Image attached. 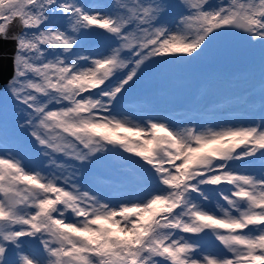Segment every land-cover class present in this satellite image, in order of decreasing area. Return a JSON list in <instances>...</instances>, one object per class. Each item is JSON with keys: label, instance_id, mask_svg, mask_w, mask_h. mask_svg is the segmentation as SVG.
Listing matches in <instances>:
<instances>
[{"label": "snow or ice", "instance_id": "snow-or-ice-1", "mask_svg": "<svg viewBox=\"0 0 264 264\" xmlns=\"http://www.w3.org/2000/svg\"><path fill=\"white\" fill-rule=\"evenodd\" d=\"M0 38V264H264V115L133 95L154 66L264 53V0H0Z\"/></svg>", "mask_w": 264, "mask_h": 264}, {"label": "rangeland", "instance_id": "rangeland-1", "mask_svg": "<svg viewBox=\"0 0 264 264\" xmlns=\"http://www.w3.org/2000/svg\"><path fill=\"white\" fill-rule=\"evenodd\" d=\"M214 1H217L218 3L220 2V0H212V3ZM227 2L228 0H224V3ZM259 59L264 65V54H262ZM221 61L222 60L219 58L209 56L194 61L188 65L172 66L166 69L160 68L159 66L151 67L145 72L141 81L138 82V84L134 87L133 95L142 96L147 100H150L153 98L154 91H156L157 94L162 95V97L159 98L157 105H149L156 110L165 109L163 113L168 114L170 119L175 120V115H177L175 113L177 111L181 109L186 110L187 107H198L200 105L201 102L197 99V96L199 95V91L202 90L200 83H203L206 90V103L212 106L203 110L198 116L192 115L191 112H187L185 114L187 118H185L183 121H191L196 124L204 123L205 126L212 127L251 126L253 121L259 123V116L264 115V102L259 97L261 91L259 90L260 93L253 92V89L256 87H252L254 85H262L264 80H260L258 83L257 81L254 82V78L251 76H247L245 78L244 84H247L249 87L251 83L254 82L253 85L249 88V91L239 90V93L237 94L239 96H237V100H234V96L231 95L233 89L231 86L229 87L228 84L224 83L227 82L225 77L231 76L230 74L223 75L226 69L220 67L222 63ZM254 63H256L255 57L251 61L250 65ZM200 73H204V76L200 77ZM152 74L153 78L145 80L144 82L145 77H148ZM232 74L237 75L238 73L234 71ZM251 74L257 75L258 78L263 79L264 70H252ZM161 85H163V91L159 92L158 90H161ZM214 91L217 92L215 96H217V94L219 95V92L222 93L217 96V98H214L212 94ZM245 94H247V96ZM156 97L159 96L156 95ZM221 100H223L224 103H229L227 106H222L223 109L215 106L217 105V102ZM182 103L183 105L180 107ZM245 103L252 105V107L244 105ZM243 106H245L247 109ZM243 108L245 110L254 109L255 112L247 111L248 117H244L246 114H243L244 116L239 115V117L238 114H230L235 109L239 111L244 110ZM219 116L222 118L217 122V118ZM3 117L4 106L0 108V120H2ZM8 119L9 121L12 119L10 111L8 112ZM180 121L182 120L177 122ZM106 174V171H94L93 179L99 183L97 177L101 176L103 178H108Z\"/></svg>", "mask_w": 264, "mask_h": 264}, {"label": "water", "instance_id": "water-1", "mask_svg": "<svg viewBox=\"0 0 264 264\" xmlns=\"http://www.w3.org/2000/svg\"><path fill=\"white\" fill-rule=\"evenodd\" d=\"M16 30L14 25L11 32ZM16 50L17 42L15 40L0 38V89L4 88L14 75L13 56Z\"/></svg>", "mask_w": 264, "mask_h": 264}, {"label": "trees", "instance_id": "trees-1", "mask_svg": "<svg viewBox=\"0 0 264 264\" xmlns=\"http://www.w3.org/2000/svg\"><path fill=\"white\" fill-rule=\"evenodd\" d=\"M257 90H258V91L260 90L261 93L264 92V86H262V85L259 86V87L257 88ZM260 91H259V92H260ZM2 106H4V103H3L2 105H0V108H1ZM129 135H131V133H129ZM100 170H101V169H96L95 171H100ZM108 179H109V176H108ZM108 179H107V181H108ZM103 183H104V182H103ZM145 218H147V214H146V217H145Z\"/></svg>", "mask_w": 264, "mask_h": 264}, {"label": "bare ground", "instance_id": "bare-ground-1", "mask_svg": "<svg viewBox=\"0 0 264 264\" xmlns=\"http://www.w3.org/2000/svg\"><path fill=\"white\" fill-rule=\"evenodd\" d=\"M8 85V83L5 85V87L4 88H1L0 89V96H2V94H3V92H4V90L6 89V86ZM2 101V99H0V102Z\"/></svg>", "mask_w": 264, "mask_h": 264}]
</instances>
